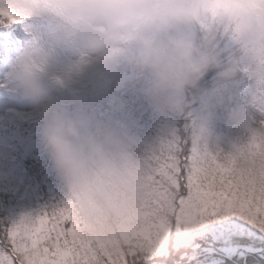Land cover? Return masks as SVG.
Listing matches in <instances>:
<instances>
[{"label":"clouds","instance_id":"clouds-1","mask_svg":"<svg viewBox=\"0 0 264 264\" xmlns=\"http://www.w3.org/2000/svg\"><path fill=\"white\" fill-rule=\"evenodd\" d=\"M20 18L0 29L43 22L42 35L25 27L21 49L5 84L31 101L39 137L86 234L102 243L120 240L140 221L150 181L136 139L113 123L101 127L70 111L54 95L78 79L117 91L134 89L158 117L191 115V140L205 149L209 122L226 113L239 133L223 152L240 173L264 168L248 146L264 140V0H13ZM79 58L61 65L57 46ZM215 75L209 87L201 81ZM247 100L237 103L240 86ZM252 106L257 116L249 107ZM175 131V130H173Z\"/></svg>","mask_w":264,"mask_h":264},{"label":"snow or ice","instance_id":"snow-or-ice-1","mask_svg":"<svg viewBox=\"0 0 264 264\" xmlns=\"http://www.w3.org/2000/svg\"><path fill=\"white\" fill-rule=\"evenodd\" d=\"M4 18H20L13 0H0ZM248 148L264 156L256 136ZM142 163L150 181L141 218L120 240L91 238L63 202L0 221V264H264V168L240 173L222 153L175 137Z\"/></svg>","mask_w":264,"mask_h":264},{"label":"trees","instance_id":"trees-1","mask_svg":"<svg viewBox=\"0 0 264 264\" xmlns=\"http://www.w3.org/2000/svg\"><path fill=\"white\" fill-rule=\"evenodd\" d=\"M3 45L5 44L0 43V63L3 61ZM214 75L215 73L210 71L201 81V87H209ZM243 87L244 84L240 86L237 103L247 100L242 93ZM56 90H58L57 94L69 91L57 87ZM57 94L54 92V95L63 101L65 97L60 98ZM65 105L70 111L82 113L101 127L113 123L123 125L136 139L137 143L131 145V150L138 154L144 155L161 139L169 137L184 142L189 150L193 143L190 138L192 129L188 125L196 115L195 108L191 110V115L161 118L134 89L116 92L113 105L108 106L105 91H101L100 86L91 84L78 95L75 94L72 104ZM6 125L13 138L11 149L16 159L12 163H0V221L10 224L24 214L35 215L41 210L61 205L68 199V193L43 151L41 142L34 149H25L22 140L26 142L28 139L40 140L39 135L32 136L39 133V126L18 119ZM238 134L237 130H229L227 127L224 110H217L207 127L210 141L207 150L215 152L217 149H222L225 153L233 150L232 140ZM198 146L205 148L202 144ZM20 178L24 179L23 182L19 181ZM9 186L11 189L4 190Z\"/></svg>","mask_w":264,"mask_h":264},{"label":"rangeland","instance_id":"rangeland-1","mask_svg":"<svg viewBox=\"0 0 264 264\" xmlns=\"http://www.w3.org/2000/svg\"><path fill=\"white\" fill-rule=\"evenodd\" d=\"M25 27L29 28L30 31L34 35H42L44 32L43 22L40 20H34L29 22L28 25L22 26L23 29ZM25 32V30H23ZM4 40V36L0 34V43ZM30 44L29 36L27 35L26 38H24L23 43L18 42L15 49H9L7 46L5 51V61L0 65V163H12L15 159V153L11 149V142H12V135L9 133V129H7L6 124H10L14 122L15 118H19L22 121L28 123V124H34L38 125V122L32 117V106L31 101L24 97L20 92L14 91L9 86H2L5 84L7 73L10 69V66L14 62L15 58L19 54L22 48L25 46H28ZM53 57L55 59H58L61 63V65H66L67 63L74 61L79 58L78 51L73 48L70 44H62L60 46H57L55 51L53 52ZM247 83H245L242 93L244 94L245 98L247 99V96L245 94V86ZM91 84L87 82V80L84 79H78L76 82H74L71 87L74 89L75 94H79L82 92L85 88L90 86ZM57 88H61L59 86H56ZM56 87L54 89V92L57 94L58 90H56ZM65 89V88H61ZM101 91H105L106 99H107V105L112 106L115 99V93L120 92L115 89L110 90V88H104L100 87ZM65 91V90H63ZM122 91V90H121ZM60 98H64L63 102L66 104H72V99L74 96H72V93L68 91V93H59ZM6 110H10L13 112L14 115L9 116V114L6 112ZM250 111H252L257 116L259 113L255 112V109L253 107L249 108ZM8 114V115H7ZM13 116V117H12ZM228 127V122H227ZM38 134H33L32 136L35 137ZM22 142L25 145V149H34L36 146L39 145L41 142L40 140H31L28 139L26 142L25 140H22ZM42 155V154H41ZM23 178H20L19 181L23 182ZM11 189V187H6L4 190Z\"/></svg>","mask_w":264,"mask_h":264}]
</instances>
